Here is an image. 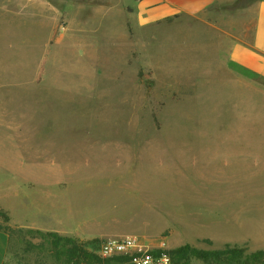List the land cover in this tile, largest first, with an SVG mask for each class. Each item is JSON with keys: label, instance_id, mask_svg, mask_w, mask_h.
I'll use <instances>...</instances> for the list:
<instances>
[{"label": "rangeland", "instance_id": "rangeland-1", "mask_svg": "<svg viewBox=\"0 0 264 264\" xmlns=\"http://www.w3.org/2000/svg\"><path fill=\"white\" fill-rule=\"evenodd\" d=\"M32 2L0 0V151L14 154L0 159L7 262L57 264L46 244L35 249V231H53L32 224L122 232L64 235L104 260L98 246L110 237L168 253L187 245L169 243L177 220L165 229L149 207H185L196 248L264 250V157L242 153L264 140V78L229 64L193 17L156 35L69 36L63 16L50 40ZM138 229L157 234L153 243L125 234Z\"/></svg>", "mask_w": 264, "mask_h": 264}, {"label": "crops", "instance_id": "crops-1", "mask_svg": "<svg viewBox=\"0 0 264 264\" xmlns=\"http://www.w3.org/2000/svg\"><path fill=\"white\" fill-rule=\"evenodd\" d=\"M30 6L45 28H49L45 35L50 36V40L53 39L58 21L63 16L68 21L69 36H126L130 33L129 30L135 34L156 35L158 27L166 28L171 22L193 17L201 21L202 30L208 34V42L213 50L226 53L229 64L240 66L264 78V0H33ZM244 144L243 155L264 157V140H248ZM39 184L56 186L57 179ZM149 210L165 216V229L170 228V220H177L169 243L191 244L201 237V233L195 232L193 239L190 235L187 238L186 229L189 224L186 221L190 217H187L185 207H179L177 210H170L169 207H149ZM90 217L94 218L93 220L97 218L96 215ZM31 226L86 241L106 235L122 234L113 228L94 225L90 220L76 223L74 229L70 230L68 226ZM125 234L140 235L148 243H153L150 238L157 235L142 229ZM9 249L10 237L0 233V264H10L7 262Z\"/></svg>", "mask_w": 264, "mask_h": 264}, {"label": "trees", "instance_id": "trees-1", "mask_svg": "<svg viewBox=\"0 0 264 264\" xmlns=\"http://www.w3.org/2000/svg\"><path fill=\"white\" fill-rule=\"evenodd\" d=\"M253 1L250 0V2ZM241 5L246 6L245 3ZM0 215L5 221H9L7 212L0 209ZM35 234L41 239V242L35 245V249H40L46 244L50 247L57 264L58 258H64L66 264H88L90 261L97 264H120L122 260L121 258L100 259L87 250L85 243L57 232L35 231ZM168 254L172 258V264H193L192 260H199L202 264H264V250L249 252L246 247L231 245L223 249L207 250L187 244Z\"/></svg>", "mask_w": 264, "mask_h": 264}, {"label": "built area", "instance_id": "built-area-1", "mask_svg": "<svg viewBox=\"0 0 264 264\" xmlns=\"http://www.w3.org/2000/svg\"><path fill=\"white\" fill-rule=\"evenodd\" d=\"M65 31L66 27L61 26ZM98 254L105 259L121 258L120 264H172L171 256L162 246L155 250L136 236L111 237L100 243Z\"/></svg>", "mask_w": 264, "mask_h": 264}, {"label": "bare ground", "instance_id": "bare-ground-1", "mask_svg": "<svg viewBox=\"0 0 264 264\" xmlns=\"http://www.w3.org/2000/svg\"><path fill=\"white\" fill-rule=\"evenodd\" d=\"M106 151L111 154L115 153V149H110V150L106 149ZM13 157L14 154H12V151L9 152H4L3 150L0 151V159L8 161L11 160Z\"/></svg>", "mask_w": 264, "mask_h": 264}]
</instances>
